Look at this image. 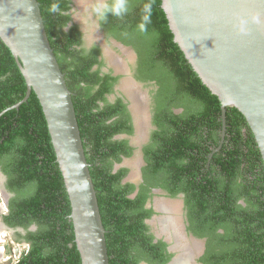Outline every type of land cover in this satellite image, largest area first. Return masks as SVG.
Wrapping results in <instances>:
<instances>
[{
  "label": "trees",
  "instance_id": "1",
  "mask_svg": "<svg viewBox=\"0 0 264 264\" xmlns=\"http://www.w3.org/2000/svg\"><path fill=\"white\" fill-rule=\"evenodd\" d=\"M46 30L66 75L83 144L97 190L110 264H168L166 242L154 243L145 222L151 190L183 195L189 230L206 240L204 264H264V162L243 113L228 107L221 148L222 105L185 56L170 28L162 0H112L101 17L108 40L132 47L142 79L154 81V125L143 148L145 167L139 186L124 183L128 170L115 166L133 154L121 134H134L129 103L116 97L118 78L103 74L98 49L80 55L83 33L70 17L68 0H38ZM53 9H56L55 11ZM78 55L77 63L67 60ZM102 66V64L100 65ZM85 83L86 86H83ZM26 81L11 50L0 39V113L21 101ZM104 101L99 107L97 101ZM183 109L181 114L175 110ZM0 165L14 177L10 188L23 193L12 203L10 223L38 230L19 264H82L71 204L47 121L32 92L19 109L0 117ZM136 193V194H135ZM135 194V195H134ZM133 196V197H132Z\"/></svg>",
  "mask_w": 264,
  "mask_h": 264
},
{
  "label": "water",
  "instance_id": "2",
  "mask_svg": "<svg viewBox=\"0 0 264 264\" xmlns=\"http://www.w3.org/2000/svg\"><path fill=\"white\" fill-rule=\"evenodd\" d=\"M162 7L175 42L220 98L221 144L213 151L221 148L226 136L227 108L236 107L245 116L264 162V0H162ZM0 39L11 50L27 85L25 97L0 117L19 109L35 92L69 196L82 264H110L107 230L73 92L49 40L38 0H0ZM185 249L189 260L184 264H193L194 256L188 246Z\"/></svg>",
  "mask_w": 264,
  "mask_h": 264
},
{
  "label": "rangeland",
  "instance_id": "3",
  "mask_svg": "<svg viewBox=\"0 0 264 264\" xmlns=\"http://www.w3.org/2000/svg\"><path fill=\"white\" fill-rule=\"evenodd\" d=\"M82 1L85 2L86 0ZM83 6L85 7L80 6L75 12L77 26L80 27L84 35L85 41L83 42V47L86 50L96 47L100 51L103 58V69L109 70L112 68L114 75L118 78V82L115 84L117 94L129 101V110L136 131L133 135L127 136V141L131 143L134 150L130 157H125L123 161L117 165L121 166L120 168L128 170L125 183L130 182L139 186L140 179L143 177L142 169L146 165L143 148L149 144L150 135L154 126V98L152 93L154 84L150 81L145 82V80L141 78L139 58L136 51L132 47H127L122 55L116 52L114 46L107 39L106 32L101 28V24H99L98 20L95 19L94 15L89 12L88 9L86 10L87 6L85 4ZM117 58H122V63H114L117 61ZM112 98L113 96L111 95L110 100H112ZM176 112L177 114H181L183 110L177 109ZM118 140L121 139L118 138ZM3 199L6 200L7 198L5 199L4 195L3 197L0 195V207L5 208ZM154 199V204L157 208L156 217L158 220L157 222L151 221V223H149L153 232L157 233L160 238L167 240L172 244V247L176 246L175 248H177L180 242L187 245L189 247V252L195 258L193 264H204L200 261L202 257V252L200 250L204 241L202 240V242L196 239L195 235L192 233L186 236V223L188 217L183 196L178 195L174 197L171 196L168 191L160 189L155 191ZM167 223L169 228L166 227ZM174 228L184 235V237L181 236L182 239L180 242L178 241V245L175 244L177 242L175 240L176 236L170 233V230L174 233ZM0 233L5 235V232H1V229ZM177 240H179V238ZM195 245L198 246V251H195ZM21 248L27 250L28 246ZM184 260L188 262L189 259Z\"/></svg>",
  "mask_w": 264,
  "mask_h": 264
},
{
  "label": "flooded vegetation",
  "instance_id": "4",
  "mask_svg": "<svg viewBox=\"0 0 264 264\" xmlns=\"http://www.w3.org/2000/svg\"><path fill=\"white\" fill-rule=\"evenodd\" d=\"M112 0H86L85 2L82 0H68L69 4H68V11L65 12V15H68L70 17L69 21L67 22L66 26L63 27V31L68 32L69 30H71L75 25H77L76 20H75V12L78 9V7H85L83 6L84 4L87 6L86 10L88 9L89 12H91L95 19L98 20L99 24L102 23L101 21V17L104 14L106 8L108 7L109 3H111ZM91 4V5H90ZM79 30L81 31L80 27H78ZM82 32V31H81ZM81 40L84 42V35L82 36ZM109 42L114 46V49L116 52L120 53L121 55L123 54V52L127 49L128 46L124 45L122 42H119L116 39H110ZM75 50H77V52L80 53V55H90L92 54V49H97L96 47L92 48V49H84L83 45H75L74 46ZM98 60H99V64H96L93 66L92 71H96L99 68L101 69L100 71H102L101 75L103 76V74H111L112 77H116L113 73V69H109V70H105L103 69L102 66H100L103 63V58L101 56L100 51L98 50ZM78 59H81L78 55H73L67 58V60L69 62H71L73 64L77 63ZM117 61H115L114 63H122V58H117ZM152 84H155L154 81H151ZM83 86H86L85 83H82ZM156 88V87H154ZM115 92H117L116 88H115ZM113 96L112 100H110L111 102H113L115 100L116 97H121L120 95H118L117 93H112L111 94ZM110 96L109 99H110ZM123 98V97H122ZM125 100V98H124ZM125 102H128V100H125ZM97 104L99 107H105L106 103L104 101H97ZM183 110V109H182ZM175 113L176 110H175ZM133 123V122H132ZM155 126V125H154ZM153 126V130L151 132L150 137L152 138V134L153 132L157 129L156 126ZM134 127V132L136 131L135 126ZM118 138H120L121 140H127L128 137L125 134H121L115 137L116 140H118ZM151 138L149 140V143L151 142ZM129 143V141H128ZM130 147L131 143H129ZM133 148V147H132ZM118 165L115 166L114 172L118 171L119 169H121L119 166V168H117ZM127 177V175H126ZM126 177L124 178L123 182L125 183L126 181ZM14 177L6 174V172H4V168L3 165H0V195L6 200L3 199V205L5 204V208L0 207V229L1 232H5V235L0 236V264H19L20 261L24 258L25 255H27V253H29V251L31 250V240H30V236L32 233H35L38 230V225L37 224H32L31 226H29L27 229H25L23 226L21 225H12L9 221L11 218V205L12 203H15V201L18 200V197H20L21 195H23L22 192L20 191H12L10 188V185H12V181H13ZM143 181V179H140V183L141 184ZM160 190V188H153L151 190V195H152V200L148 203V208H151L154 210L155 214L148 220H146L145 222L149 225V223H151V221H156L157 222V208L155 207L154 201H155V191ZM136 194V193H135ZM134 194V195H135ZM183 196V195H182ZM133 197V196H132ZM183 198H185L183 196ZM188 215V214H187ZM161 219V218H160ZM159 219V220H160ZM167 221V220H166ZM159 223V222H158ZM171 223V222H170ZM168 223L166 224L167 227ZM171 235L176 236L175 239L177 240L179 238V240H177V242L175 244L178 243V241L180 242V240L182 239L181 236L184 237V235L178 231H176V228H174V233L172 232V230H170ZM150 232L153 233L154 235V243H158L160 241L166 242L168 244L167 246V253L172 255L171 260L168 262V264H174L175 261L177 264H184V259L186 257V255L184 254V251L187 250L185 248H187V245L183 244L180 242V244L178 245V247L176 248L177 250H172V244H170L167 240H165L164 238H160L157 233L153 232V230L151 229L150 226ZM186 235H191L192 231L189 230V220L187 219V223H186ZM193 234V233H192ZM1 235V233H0ZM4 238V239H3ZM198 238V237H197ZM199 240H203L204 241V246H206V240L205 239H200ZM3 243V244H2ZM28 246L27 250H23L21 247H26ZM175 246V245H174ZM196 246V250L198 251L197 248L198 246ZM176 247V246H175ZM172 247V248H175ZM182 253V254H181ZM190 253V252H189ZM8 254V255H7ZM10 255V256H9Z\"/></svg>",
  "mask_w": 264,
  "mask_h": 264
},
{
  "label": "clouds",
  "instance_id": "5",
  "mask_svg": "<svg viewBox=\"0 0 264 264\" xmlns=\"http://www.w3.org/2000/svg\"><path fill=\"white\" fill-rule=\"evenodd\" d=\"M53 10L55 11L56 9H53ZM161 226H162V224H161ZM186 236H187V235H186ZM195 238H196V239H198L196 236H195ZM198 240H199V239H198ZM200 241H201V240H200ZM202 242H203V241H202ZM203 246H204V244H203ZM205 247H206V246H204V248H203L202 255H203V254H204V252H205Z\"/></svg>",
  "mask_w": 264,
  "mask_h": 264
},
{
  "label": "bare ground",
  "instance_id": "6",
  "mask_svg": "<svg viewBox=\"0 0 264 264\" xmlns=\"http://www.w3.org/2000/svg\"><path fill=\"white\" fill-rule=\"evenodd\" d=\"M167 227L169 228V226L167 225ZM2 235V234H1ZM176 240V239H175ZM177 241V240H176ZM178 245V244H177ZM175 264H177L176 262H175Z\"/></svg>",
  "mask_w": 264,
  "mask_h": 264
}]
</instances>
